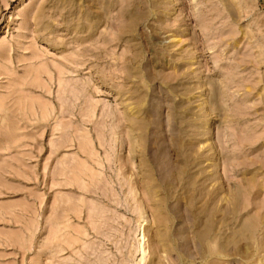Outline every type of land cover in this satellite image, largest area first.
<instances>
[{
    "label": "rangeland",
    "instance_id": "374dc122",
    "mask_svg": "<svg viewBox=\"0 0 264 264\" xmlns=\"http://www.w3.org/2000/svg\"><path fill=\"white\" fill-rule=\"evenodd\" d=\"M209 263L264 264V0H0V264Z\"/></svg>",
    "mask_w": 264,
    "mask_h": 264
},
{
    "label": "bare ground",
    "instance_id": "6f19581e",
    "mask_svg": "<svg viewBox=\"0 0 264 264\" xmlns=\"http://www.w3.org/2000/svg\"><path fill=\"white\" fill-rule=\"evenodd\" d=\"M142 247H143V246H142ZM142 247H141V248H142ZM144 251H145V250H144ZM144 251H143V254H144ZM215 257H216V256H215ZM215 263H216V262H215ZM209 264H210V263H209Z\"/></svg>",
    "mask_w": 264,
    "mask_h": 264
}]
</instances>
